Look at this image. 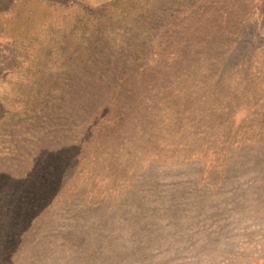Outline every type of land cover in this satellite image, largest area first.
I'll return each mask as SVG.
<instances>
[{
    "label": "rangeland",
    "instance_id": "obj_1",
    "mask_svg": "<svg viewBox=\"0 0 264 264\" xmlns=\"http://www.w3.org/2000/svg\"><path fill=\"white\" fill-rule=\"evenodd\" d=\"M0 264H264V0H0Z\"/></svg>",
    "mask_w": 264,
    "mask_h": 264
},
{
    "label": "trees",
    "instance_id": "obj_2",
    "mask_svg": "<svg viewBox=\"0 0 264 264\" xmlns=\"http://www.w3.org/2000/svg\"><path fill=\"white\" fill-rule=\"evenodd\" d=\"M140 74H142L141 72H140ZM85 75H87V77H91L93 80H91L90 82L91 83H95L96 85H97V83L96 82H98L99 80L100 81H102L103 79H105V78H103V77H106L107 79L110 77V78H114V79H117V78H123L124 76H125V74H92V75H90V74H84L83 76V79H86L87 77H85ZM129 75H131V74H128V76L127 77H129ZM134 75V74H133ZM132 75V76H133ZM120 81V80H119ZM137 80H135V83H133V85H135V84H139V81L138 82H136ZM92 90H93V86H92Z\"/></svg>",
    "mask_w": 264,
    "mask_h": 264
}]
</instances>
